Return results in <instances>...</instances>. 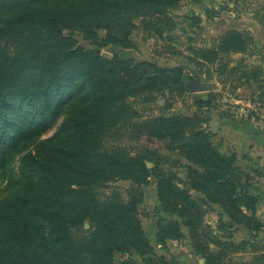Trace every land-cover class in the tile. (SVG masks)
<instances>
[{
    "label": "trees",
    "instance_id": "obj_1",
    "mask_svg": "<svg viewBox=\"0 0 264 264\" xmlns=\"http://www.w3.org/2000/svg\"><path fill=\"white\" fill-rule=\"evenodd\" d=\"M180 1L0 0V172L25 150L19 188L0 200V264H115L117 253L127 255L120 264H181L159 255L142 226L138 206L151 175L161 210L174 216L158 219L157 243L183 237L186 227L203 264H263L256 243L223 240L231 235L212 234L205 223L217 205L229 218L219 229L242 225L257 238L264 220L257 216L261 195L254 175L262 173L215 144L201 111L167 116L173 100L188 91L182 67L107 57L65 34L79 31L97 47L131 48L137 29L165 39L176 26L168 10ZM252 42L233 29L211 46L193 47L186 58L227 68L223 56L247 51ZM166 48L182 54L174 45ZM252 72L254 81L264 82ZM196 102L211 105V99ZM152 109L164 115L143 117ZM63 113L60 128L28 148ZM126 125L138 135L168 139L187 162L185 175L163 169L169 158L156 149H106L104 139ZM120 179L136 185L128 197L101 199L99 188ZM241 252L252 259L236 257Z\"/></svg>",
    "mask_w": 264,
    "mask_h": 264
},
{
    "label": "rangeland",
    "instance_id": "obj_2",
    "mask_svg": "<svg viewBox=\"0 0 264 264\" xmlns=\"http://www.w3.org/2000/svg\"><path fill=\"white\" fill-rule=\"evenodd\" d=\"M168 13L176 21V26L168 33L169 36L160 39L153 32L137 29L130 36L134 43L131 48L115 45L97 47L90 40L85 39L79 31H65V34L76 39L79 45L96 49L107 57L118 54L126 59L133 58L137 63L149 61L161 67H182L183 81L188 86V91L173 100L167 116L193 115L196 111H201L205 117H209L207 124L209 129L211 115L239 121L242 124L255 122L264 129V94L261 93L264 82L254 81V72H252H259V77H264V0H181L176 7L169 9ZM233 29L251 36L253 42L247 51L225 54L224 61L229 59L227 68H219L217 63L200 62L196 64L186 58L192 54L193 47L211 46L215 39ZM100 34L104 35L105 31H100ZM169 44L178 47L182 54L166 53V46ZM234 66L236 68L230 71ZM247 77H250L249 81L246 80ZM195 79L203 82H215L216 87L210 91H192L189 86L190 82ZM199 99H211V105L200 108L196 102ZM158 103L163 105L164 101L160 100ZM160 115H164V113L159 109L143 112V117ZM65 117L66 114L63 113L53 120L37 140L30 142L28 148L40 140L52 136L60 128ZM210 131L212 130L210 129ZM213 140L215 144H222L216 140V137H213ZM169 144L168 139L157 140L143 134L133 133L130 125L122 127L116 136H107L103 141L106 149L122 147L132 154L138 153L143 147L156 149L161 155L169 158V161L162 164L163 169L174 170L184 176V166L187 162L177 151L170 149ZM24 152L25 150L13 159L4 173L0 172V200L16 192L19 188V162ZM154 164V162H149L150 167ZM156 184L157 178L151 175L150 182L143 186L144 196L138 206L142 226L151 239L155 251L166 259L175 260L181 264H203L205 258L194 252L186 227L183 228L185 233L183 237L169 239L164 244L157 243L155 234L158 219L174 216L161 210ZM131 186L136 185H133L130 180H114L101 186L99 194L101 199H106L114 194L126 199ZM204 220L212 234L231 235L230 238H223V240L230 239L236 243L241 240H249L258 245L257 251L264 252V231L257 238H253V235L242 225L223 226L219 229L220 221H229L219 206L216 205L209 209ZM87 227H89L88 222L85 223V228ZM211 247L214 248V246ZM236 255L245 261L252 259L251 252H241ZM126 257L127 255L122 256L117 253L115 264H120ZM134 258L140 261L138 256H134ZM262 263L264 264V262Z\"/></svg>",
    "mask_w": 264,
    "mask_h": 264
},
{
    "label": "crops",
    "instance_id": "obj_3",
    "mask_svg": "<svg viewBox=\"0 0 264 264\" xmlns=\"http://www.w3.org/2000/svg\"><path fill=\"white\" fill-rule=\"evenodd\" d=\"M210 129L216 133V140L222 143L223 152L233 149L238 154L239 163L248 169H256L262 177L254 175V184L261 195L257 206V216L264 220V134H248L239 121L211 115Z\"/></svg>",
    "mask_w": 264,
    "mask_h": 264
},
{
    "label": "water",
    "instance_id": "obj_4",
    "mask_svg": "<svg viewBox=\"0 0 264 264\" xmlns=\"http://www.w3.org/2000/svg\"><path fill=\"white\" fill-rule=\"evenodd\" d=\"M190 87L192 91H210L215 89L216 83L212 81L203 82L198 79H195L190 82ZM244 129L248 134H264V129L259 127L255 122L246 124L244 126Z\"/></svg>",
    "mask_w": 264,
    "mask_h": 264
}]
</instances>
